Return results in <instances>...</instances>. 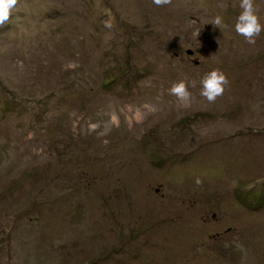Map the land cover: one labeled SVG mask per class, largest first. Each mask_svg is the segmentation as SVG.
<instances>
[{
  "label": "rangeland",
  "instance_id": "1",
  "mask_svg": "<svg viewBox=\"0 0 264 264\" xmlns=\"http://www.w3.org/2000/svg\"><path fill=\"white\" fill-rule=\"evenodd\" d=\"M239 3L17 0L0 26V264H264V31L235 32ZM212 70L228 83L210 103ZM181 81L189 101L169 93Z\"/></svg>",
  "mask_w": 264,
  "mask_h": 264
},
{
  "label": "clouds",
  "instance_id": "2",
  "mask_svg": "<svg viewBox=\"0 0 264 264\" xmlns=\"http://www.w3.org/2000/svg\"><path fill=\"white\" fill-rule=\"evenodd\" d=\"M152 3L157 7H164L170 5L172 0H152ZM17 0H0V26L8 22L11 10L15 8ZM224 7V5H218ZM239 7L241 9L235 23V32L242 36L248 44L254 45L256 37L264 31V26L261 25L259 17L256 14L258 9L255 6L254 0H240ZM223 23V18L217 15L211 24L214 27L220 28ZM104 26L111 28L110 21H105ZM202 87L200 95L208 102H215L216 98L223 95L224 86L228 81L226 76L219 70H212L207 73L200 81ZM195 87V82L192 84ZM170 95H174L181 101H189L191 94L185 82L181 81L171 86L169 90ZM196 183L199 185L201 181L198 179Z\"/></svg>",
  "mask_w": 264,
  "mask_h": 264
},
{
  "label": "water",
  "instance_id": "3",
  "mask_svg": "<svg viewBox=\"0 0 264 264\" xmlns=\"http://www.w3.org/2000/svg\"><path fill=\"white\" fill-rule=\"evenodd\" d=\"M186 53L187 54H192L193 52H192V50L188 49V50H186ZM196 63H197V61H196Z\"/></svg>",
  "mask_w": 264,
  "mask_h": 264
}]
</instances>
